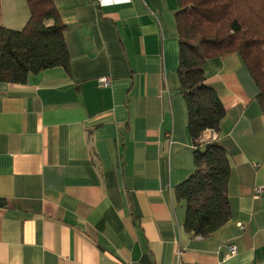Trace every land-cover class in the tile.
Instances as JSON below:
<instances>
[{
    "label": "crops",
    "instance_id": "obj_1",
    "mask_svg": "<svg viewBox=\"0 0 264 264\" xmlns=\"http://www.w3.org/2000/svg\"><path fill=\"white\" fill-rule=\"evenodd\" d=\"M54 2L69 66L0 82V264H264V113L242 58L204 65L226 110L205 135L229 156L231 218L193 236L176 191L195 168L178 0ZM29 16L1 0L0 25Z\"/></svg>",
    "mask_w": 264,
    "mask_h": 264
},
{
    "label": "trees",
    "instance_id": "obj_2",
    "mask_svg": "<svg viewBox=\"0 0 264 264\" xmlns=\"http://www.w3.org/2000/svg\"><path fill=\"white\" fill-rule=\"evenodd\" d=\"M30 16L22 29L0 25V82L25 83L30 74L70 64L62 21L54 0H26ZM180 87L195 146L194 172L177 186L185 202V229L209 236L231 218L228 182L231 163L207 130L218 132L226 115L216 91L206 83L207 60L238 54L258 88L264 113V0H178ZM1 9V0H0Z\"/></svg>",
    "mask_w": 264,
    "mask_h": 264
},
{
    "label": "built area",
    "instance_id": "obj_3",
    "mask_svg": "<svg viewBox=\"0 0 264 264\" xmlns=\"http://www.w3.org/2000/svg\"><path fill=\"white\" fill-rule=\"evenodd\" d=\"M100 82H101L102 85L107 86V85H109L111 83V79L109 77H102V78H100ZM216 136H217L216 133L206 134L205 135V139H210V138L216 139ZM263 191H264V187H259L257 189V193H261ZM237 251H238V249H237L236 245H230V253H231V255L236 254Z\"/></svg>",
    "mask_w": 264,
    "mask_h": 264
},
{
    "label": "rangeland",
    "instance_id": "obj_4",
    "mask_svg": "<svg viewBox=\"0 0 264 264\" xmlns=\"http://www.w3.org/2000/svg\"><path fill=\"white\" fill-rule=\"evenodd\" d=\"M24 25H25V23H21V24H19V25H16L17 27H13V28H14V29H22ZM13 28H12V29H13Z\"/></svg>",
    "mask_w": 264,
    "mask_h": 264
}]
</instances>
